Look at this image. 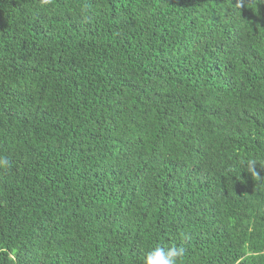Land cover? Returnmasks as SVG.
Segmentation results:
<instances>
[{
	"label": "trees",
	"instance_id": "1",
	"mask_svg": "<svg viewBox=\"0 0 264 264\" xmlns=\"http://www.w3.org/2000/svg\"><path fill=\"white\" fill-rule=\"evenodd\" d=\"M0 156V264H264V0H0Z\"/></svg>",
	"mask_w": 264,
	"mask_h": 264
},
{
	"label": "clouds",
	"instance_id": "2",
	"mask_svg": "<svg viewBox=\"0 0 264 264\" xmlns=\"http://www.w3.org/2000/svg\"><path fill=\"white\" fill-rule=\"evenodd\" d=\"M259 162L254 158H241L239 163L247 165L248 171L255 176H260L255 170V164ZM9 161L6 157L0 156V168H6ZM186 249L180 245H161L151 246L144 255L143 264H182Z\"/></svg>",
	"mask_w": 264,
	"mask_h": 264
}]
</instances>
